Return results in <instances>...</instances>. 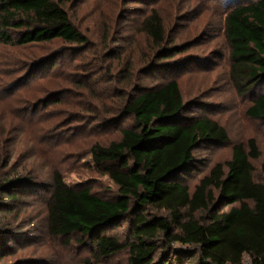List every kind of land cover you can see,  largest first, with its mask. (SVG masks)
Returning <instances> with one entry per match:
<instances>
[{"label":"rangeland","instance_id":"374dc122","mask_svg":"<svg viewBox=\"0 0 264 264\" xmlns=\"http://www.w3.org/2000/svg\"><path fill=\"white\" fill-rule=\"evenodd\" d=\"M56 1L83 43L56 39L21 46L0 39V264H130L128 249L100 259L90 238L50 235L47 208L55 172L100 197L116 194L105 169L94 164L92 149L120 141L121 130L133 126L122 110L141 88L177 81L185 115L211 118L228 133L229 143L203 144L195 152L193 172L184 179L191 192L231 159L234 145L251 139L261 153L252 161L254 176L264 184V121L246 113L264 85L242 96L229 75L225 18L243 0ZM152 10L164 22L160 47L141 32ZM175 49L179 53L160 60V52ZM15 179L21 182L6 188ZM106 235L126 243L130 224Z\"/></svg>","mask_w":264,"mask_h":264},{"label":"trees","instance_id":"16d2710c","mask_svg":"<svg viewBox=\"0 0 264 264\" xmlns=\"http://www.w3.org/2000/svg\"><path fill=\"white\" fill-rule=\"evenodd\" d=\"M140 27L157 47L165 43L157 10ZM225 27L230 79L245 96L264 85V0L239 2L227 13ZM0 39L21 46L85 41L56 0H0ZM176 53L158 55L166 60ZM185 109L175 80L129 96L122 112L133 126L121 130L120 141L92 149L94 164L105 169L116 194L100 197L84 185L67 184L55 172L47 208L50 235L90 238L100 259L128 249L130 264H264V184L256 181L252 164L261 157L257 142L234 145L231 159L212 168L191 192L184 179L193 172L197 149L230 138L217 121L187 117ZM246 113L264 121L263 93L254 96ZM9 182L6 188L21 180ZM124 223L131 232L126 243L106 235ZM161 248L164 254L156 261Z\"/></svg>","mask_w":264,"mask_h":264}]
</instances>
